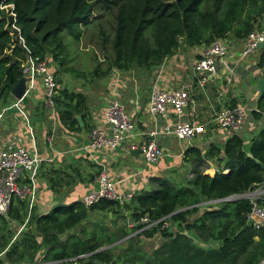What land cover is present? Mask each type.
I'll use <instances>...</instances> for the list:
<instances>
[{
    "label": "trees",
    "instance_id": "obj_1",
    "mask_svg": "<svg viewBox=\"0 0 264 264\" xmlns=\"http://www.w3.org/2000/svg\"><path fill=\"white\" fill-rule=\"evenodd\" d=\"M102 14L113 16L110 31L104 25L95 26ZM263 21L264 0H0V104L10 102V88L22 78L21 66L27 52L19 36L33 56L52 63L55 77L61 69L86 79L76 69H63L67 63L63 37L79 42L87 28L95 27L99 30L98 44L103 51L108 47L111 51V56H104L107 68L103 70L98 65L91 72V76L103 78L112 70H149L159 66L182 45L209 46L216 39L244 41L251 32L259 30ZM11 25L19 29V35ZM257 65L264 67V48ZM56 80L59 86L57 77ZM55 107L54 118L64 127L71 131L81 129L75 117L81 116L84 122L83 94L59 86ZM262 116L264 94L259 96L257 110L253 112L255 119ZM182 160L192 167L191 178L184 186L154 178V190L135 193L130 203L122 206L101 199L89 208L81 202L56 205L49 213L37 217L32 210V217L25 222L33 226L36 237L29 240L31 235L27 234L24 239L35 255L41 250V243L50 246L43 257L49 259L43 262L72 264V259H76L77 264H123L121 257L126 256L132 264L264 263V225L259 230L247 226L253 202L258 204L261 200L224 201L264 184V127L252 138L248 155L243 151L241 137L234 133L222 150L211 144L203 156L200 149L189 147ZM207 160H215L219 171L201 172ZM71 181L69 175L61 176L54 171L49 180L50 190L58 193L62 184L69 185ZM26 211V204L16 199L9 209L8 220L22 225ZM89 211H108L124 219L128 213L131 224L147 218L153 225L141 230L142 226L129 224L111 233L97 225L94 227L97 232L69 235L60 242L59 236L83 222ZM165 222L177 224L183 230L171 233L163 226ZM136 230L141 231L134 234ZM156 233L164 242L149 257L132 237L149 239ZM123 240L126 251L116 260L113 248ZM210 244L215 247L202 246ZM11 256L12 252H7L6 261L0 259V264L10 262ZM80 256L84 257L77 259Z\"/></svg>",
    "mask_w": 264,
    "mask_h": 264
},
{
    "label": "crops",
    "instance_id": "obj_2",
    "mask_svg": "<svg viewBox=\"0 0 264 264\" xmlns=\"http://www.w3.org/2000/svg\"><path fill=\"white\" fill-rule=\"evenodd\" d=\"M229 41L231 46L226 58L228 69L219 68L218 75L209 79L204 91L196 85L193 72L196 61L205 49L204 45H182L159 66L149 70H112L113 72L99 80L96 86L92 85L94 89L90 85H84L82 81L70 84L68 79L71 77L68 74L62 73L60 77L57 75L56 77L60 78V89H72L86 97L84 122L79 131L69 130L58 118L51 116L44 104L42 86L37 83L35 91L28 95L24 107L29 115L30 126L34 130L33 138L28 135L23 123H19L21 117L12 113L5 116L0 130V149L13 147L15 144L25 147L28 151L36 147L44 158L38 177L37 202L32 214L37 217L49 213L56 205L81 202L82 197L93 190L95 179L102 170L115 181L118 193L138 194L152 191L156 188V183L152 181L154 178L168 179L177 186H184L191 178L192 170L191 165L182 160L184 151L189 147H196L204 156L211 144L222 150L227 139L234 133L241 137L243 151L248 155L252 138L264 127V116L259 120L253 117L259 98L258 85L264 80V67L257 65L261 49L243 56L244 42L233 39ZM153 85L165 90L185 87L189 103L181 120L195 122L201 127V132L195 138L183 141L161 134L164 126L173 124L176 119L170 113L166 119L155 121L146 114L147 96ZM76 86L79 87L75 90ZM114 94H117L118 100L135 121L136 130L116 153L101 155L94 161L89 159L90 154L82 149L88 143L92 129L104 128L103 111ZM12 100L14 98L11 96L10 102ZM4 105L0 104V108ZM222 105L244 110V123L236 131L221 130L212 124L214 110ZM151 131H157L156 141L166 155L155 164L146 163L139 149L140 144L148 140ZM72 153L75 159L70 157ZM216 168L218 169L219 165L215 160H207L200 171H209L211 174L210 171ZM54 171L61 173V176L72 177V183L62 184L58 193L50 190L49 180ZM91 212L94 211H89L83 222L59 236V241L63 242L69 235L82 236L84 233L81 229L78 233L75 230L90 219ZM95 212L99 215L106 214L110 221L116 220L117 216L120 218V215L108 211ZM128 216V213L124 215L127 221ZM127 223L129 227V222ZM117 228L115 224L113 230ZM63 237L64 240H61ZM39 264L64 262L49 261Z\"/></svg>",
    "mask_w": 264,
    "mask_h": 264
},
{
    "label": "built area",
    "instance_id": "obj_3",
    "mask_svg": "<svg viewBox=\"0 0 264 264\" xmlns=\"http://www.w3.org/2000/svg\"><path fill=\"white\" fill-rule=\"evenodd\" d=\"M9 15L12 18L15 17L13 13ZM11 29L18 35L20 34L15 25H11ZM19 39L27 52L21 66L22 78L25 79V93L21 99L14 98L10 103L0 108V130L5 116L12 112L25 120L27 133L32 138L33 129L30 127L29 118L24 108V99H27L28 95L35 91L36 84L40 83L43 89L44 104L51 116L54 117L55 97L58 94L59 86L53 67L47 58L33 56L25 47L21 36ZM243 42V56L258 51V44L264 42V21L259 30L251 32ZM230 46V41L223 39H216L209 46H205L193 68L196 85L202 91L205 90L209 79L218 75L219 68L228 67L226 58ZM112 97L103 111L104 128L92 129L88 143L82 149L83 152L90 154L89 159L94 161L101 155L108 156L116 153L136 130L135 121L120 103L117 94ZM147 99L145 112L150 118L155 121L166 119L172 113L176 119L173 124H166L161 134L190 141L201 132V127L197 126L195 122L181 120L189 103L187 90L184 86L165 90L153 85L149 89ZM243 123L244 110L239 107L222 105L213 112L212 124L221 130L236 131ZM157 135V131H151L148 140L139 146L142 158L148 164H155L166 156L156 141ZM70 157L75 159L73 153ZM43 161L44 158L36 147H33L32 151H28L25 147L15 144L13 147L0 149V218L7 217L9 209L16 199L26 204L29 213L33 210L37 202L38 177ZM218 171L219 169L216 168L210 172L214 174ZM208 172L205 171V173ZM134 195V193H118L115 181L102 170L95 179L93 190L82 197L81 203L84 207L89 208L99 200L106 199L123 205L129 203ZM260 200L261 202L258 204L253 202L252 211L247 216V221L252 222L255 230H259L264 225V198ZM152 225L153 223L150 224L147 218H143L137 224L132 223L131 227L142 226L141 230H145ZM163 226L167 228V225ZM141 230H136V232L139 233ZM83 257L80 256L77 259ZM72 262V264H77L76 259H72Z\"/></svg>",
    "mask_w": 264,
    "mask_h": 264
},
{
    "label": "rangeland",
    "instance_id": "obj_4",
    "mask_svg": "<svg viewBox=\"0 0 264 264\" xmlns=\"http://www.w3.org/2000/svg\"><path fill=\"white\" fill-rule=\"evenodd\" d=\"M97 15H100V14L97 13ZM94 24L92 26H94ZM99 24L104 25V27L110 31V26L113 25L112 14H104L103 18L100 21H97L95 26ZM99 37H100L99 30L91 26L85 30V33L79 42H75L65 35L63 37V40H64V43L66 44L67 63H65L64 66L66 67H63V69H66V68L68 69L70 67L73 69H76L77 71H79L78 72L79 74H82V75L85 74L86 79L78 78L77 76L75 77V74H72L69 72H63L61 69L57 75H59L60 77L62 73L68 74L69 77H71V79H68L70 84L84 82L85 83L84 85L87 84L90 86L92 85L96 86V83L103 78H95L91 76V72L98 65L100 66V68L105 70L108 65H107V61L105 60L104 56L105 55L111 56L110 47L106 48V50L103 51L101 48V45L98 44ZM109 73H107L106 75H108ZM57 79H60V78H57ZM64 81H66V79ZM77 87L79 86H76L75 90L78 89ZM92 89H94L93 86H92ZM18 121L19 123H23V126L27 129L26 122L23 118H19ZM29 122H30V119H29ZM30 127L32 128V126ZM55 133L58 134V132H55ZM33 134H34V130H33ZM238 196H242V198H245L251 201L263 199L264 198V184H262L260 187L254 190L240 193ZM31 215L32 214H30L28 211L24 213V223L22 225L16 222H13L11 220H8V216L4 218L5 220H2V221L0 220V259L5 262L6 253L10 251L12 252V256L10 257V262H8L7 264H39L49 259L46 256L45 260H43V257L45 255V250L48 249L50 246L45 247V245L41 243L42 245L41 250L38 252V254L35 255L33 253V249H31L28 245V240L24 239L25 235L27 234L31 235L29 240L33 239V237H36V232L33 226H31L29 222L28 224L27 222H25L26 219L28 218L30 220V218L32 217ZM89 216H90V219H88L83 224V226H81V228H78L75 230L77 233L79 232L80 229L83 231L84 233L83 235H88L91 231L97 232L98 230L94 228L97 225L99 226L102 225L103 227L107 229L108 233H111L112 231H114L113 227L115 224L119 228L125 227L128 225L127 220H125L124 218H119L118 216L116 220L114 221H110V219L107 218L106 214L99 215L95 211L91 212ZM119 219H121V221H119ZM129 224L132 225L131 223ZM164 225H167V230L170 231L171 233H176L179 230L181 231L183 230L180 227H178L177 224H174L171 222H165ZM134 233L137 234L136 231ZM187 234L188 233H186V235ZM132 236L133 235H131V237ZM188 236L193 238V236L190 234H188ZM132 238L134 242L136 243V245L138 246V248L149 257L164 242V239L160 236L159 233H156L152 238H149V239L145 237H138L137 239L134 237ZM61 240H64V237ZM202 246L205 248H209V247H215V244H210V245H205V246L202 245ZM126 247H127V244L125 240L120 242L118 246L113 248V252H112L113 257L116 260H120L119 255L123 254L126 251ZM121 262L123 264H132L131 261H129L126 256L121 257Z\"/></svg>",
    "mask_w": 264,
    "mask_h": 264
},
{
    "label": "water",
    "instance_id": "obj_5",
    "mask_svg": "<svg viewBox=\"0 0 264 264\" xmlns=\"http://www.w3.org/2000/svg\"><path fill=\"white\" fill-rule=\"evenodd\" d=\"M264 48V42L258 44V49ZM25 93V79L21 78L20 81L13 87L10 88V95L15 99H21ZM258 93L259 96L264 94V80L259 82L258 85ZM76 120L79 122L80 126L83 125L81 116H77ZM242 199V196H232L230 198L225 199L226 202H234L236 200ZM252 225L251 221H247V226Z\"/></svg>",
    "mask_w": 264,
    "mask_h": 264
},
{
    "label": "clouds",
    "instance_id": "obj_6",
    "mask_svg": "<svg viewBox=\"0 0 264 264\" xmlns=\"http://www.w3.org/2000/svg\"><path fill=\"white\" fill-rule=\"evenodd\" d=\"M259 50H260V49H259ZM218 169H219V168H218ZM205 174H208V173H205ZM81 204H82V203H81ZM124 204H125V203H124ZM124 204H123V205H124ZM121 206H122V205H121ZM85 208H86V207H85Z\"/></svg>",
    "mask_w": 264,
    "mask_h": 264
}]
</instances>
